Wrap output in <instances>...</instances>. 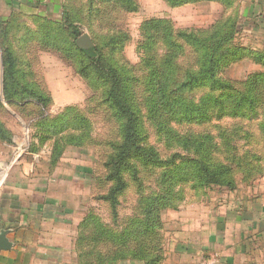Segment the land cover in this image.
Here are the masks:
<instances>
[{
	"label": "rangeland",
	"instance_id": "rangeland-1",
	"mask_svg": "<svg viewBox=\"0 0 264 264\" xmlns=\"http://www.w3.org/2000/svg\"><path fill=\"white\" fill-rule=\"evenodd\" d=\"M22 1L0 12V151L10 156L16 138L29 154L55 141L52 155L67 151V167L88 168V185L75 188L83 219L92 216L77 230L75 241L87 236L82 249L110 251L115 243L93 241V232L126 237L135 218L134 241L115 239L120 264H142L135 249L152 264H264L261 5ZM82 34L98 59L77 46ZM112 79L135 117L115 213L105 197L126 116L111 105ZM204 167L222 184L202 182Z\"/></svg>",
	"mask_w": 264,
	"mask_h": 264
},
{
	"label": "crops",
	"instance_id": "crops-1",
	"mask_svg": "<svg viewBox=\"0 0 264 264\" xmlns=\"http://www.w3.org/2000/svg\"><path fill=\"white\" fill-rule=\"evenodd\" d=\"M255 3L262 7L257 23L264 26V0ZM23 4L0 0V12ZM50 143L55 145L49 142L45 150L29 154L20 151L27 143L16 138L13 144L5 143L10 156L0 151V231L12 242L10 249L0 250V264H77L75 239L85 208L78 204L75 188L88 185L90 172L67 167V151L52 155ZM191 249L198 251L193 245Z\"/></svg>",
	"mask_w": 264,
	"mask_h": 264
},
{
	"label": "trees",
	"instance_id": "trees-1",
	"mask_svg": "<svg viewBox=\"0 0 264 264\" xmlns=\"http://www.w3.org/2000/svg\"><path fill=\"white\" fill-rule=\"evenodd\" d=\"M29 1V0H27ZM33 1V0H30ZM36 2V1H35ZM77 31H74L73 34H76ZM81 52H83V54L88 57L91 58L93 60L98 59L99 52L98 50H96V48L91 47L89 49H82L80 48ZM204 60H208L209 62L213 63V60L211 58H209L208 54H206L204 56ZM214 64V63H213ZM207 69H211V67H207ZM203 74H206L205 72ZM113 83L108 91V95L111 98V105L115 106L118 108V110L123 113L126 116V120H125V125L123 127V133H124V141L120 147V154L118 153V158L115 159V161L112 162L111 166L113 167L114 170H111L110 174L108 175L109 179H111V181H115V185H113L110 189L109 192L107 194V196L105 197L111 206V211L112 213H115L116 210V202H117V195L118 193L121 192V190L124 187V181L122 180L121 174H120V170L121 167L125 164V159L126 156H124V153L126 151H128L129 149H132L134 147V141H133V137H134V121H135V117L134 114L131 112L130 108L123 102L122 97L119 93V91L117 90L116 87V81L114 79ZM16 99H19L18 96L16 95L15 97ZM65 119H62L61 122L63 124L67 123V111H65V113L63 114ZM65 121V122H64ZM1 133L3 132L2 129L0 130ZM45 133L44 132H40L39 136L42 138L43 135ZM2 135V134H1ZM218 174L215 173H211L208 171L207 168L204 167L203 169V175H201L199 177V179L204 182V183H216V184H222V181L217 177ZM92 216L88 217L85 216V218L83 219V221L81 222V227L80 230L87 228L90 224V218ZM131 221H129L128 225H127V230H128V235L126 237H117L115 238V236L113 235L112 231H109L106 233L107 236L105 238V236H100L97 235V231L93 232V235L91 237V240L96 241V242H100V241H108L112 245V249L108 252H105L103 254H100V252L95 251L94 249L90 250V251H86L84 249H82V242L84 240V237L86 238L87 236L84 235L83 233L79 232L77 241H76V250H77V264H115L116 262L121 261V258L124 257L120 254L119 252V246H117V242L115 241L118 240V243L120 244V240H127V242H129L130 238H132V241H134V236L132 234H135L136 232V221L135 218L130 219ZM94 229V228H93ZM99 233H105V230L100 231ZM113 235V236H112ZM128 238V239H127ZM145 246V244H144ZM135 249V247H134ZM184 249V248H182ZM186 250H188V248H185ZM130 256L135 257L133 259H137L138 261H140L142 264H152L153 263V256L152 257H148V254L145 255V253L143 254V252L141 253V251H136L135 250H130ZM92 258H89L91 257ZM155 264V262H154Z\"/></svg>",
	"mask_w": 264,
	"mask_h": 264
},
{
	"label": "water",
	"instance_id": "water-1",
	"mask_svg": "<svg viewBox=\"0 0 264 264\" xmlns=\"http://www.w3.org/2000/svg\"><path fill=\"white\" fill-rule=\"evenodd\" d=\"M76 44L79 48L89 49L93 46L90 38L86 34H82L76 40ZM12 246V242L7 238L4 231H0V250H8Z\"/></svg>",
	"mask_w": 264,
	"mask_h": 264
}]
</instances>
